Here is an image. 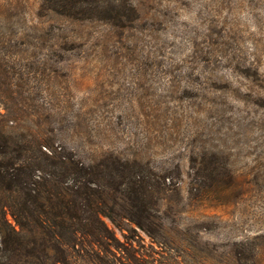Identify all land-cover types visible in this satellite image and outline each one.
I'll return each instance as SVG.
<instances>
[{
	"label": "rangeland",
	"instance_id": "rangeland-1",
	"mask_svg": "<svg viewBox=\"0 0 264 264\" xmlns=\"http://www.w3.org/2000/svg\"><path fill=\"white\" fill-rule=\"evenodd\" d=\"M41 1L0 0V65L27 77L25 91L54 96L78 123L114 125L117 136L94 141L121 153L187 174L207 149L233 171L224 203L184 205L180 221L201 241L192 253L184 238L165 252L138 228L126 232L133 249L157 264H214L228 244L264 236V0H133L134 28L40 16Z\"/></svg>",
	"mask_w": 264,
	"mask_h": 264
},
{
	"label": "trees",
	"instance_id": "trees-1",
	"mask_svg": "<svg viewBox=\"0 0 264 264\" xmlns=\"http://www.w3.org/2000/svg\"><path fill=\"white\" fill-rule=\"evenodd\" d=\"M39 15L123 28L141 18L133 0H42ZM65 44L73 50L78 39ZM10 66L0 65V264H157L133 249L127 233L134 228L163 248L168 243L165 252L180 238L189 253L199 247L180 218L189 202L218 205L231 194L234 174L217 151L191 156L187 174L169 161L121 153L94 141L117 136L114 125L78 123L54 96L25 91L27 77H11ZM215 257L214 264H264V236L228 244Z\"/></svg>",
	"mask_w": 264,
	"mask_h": 264
}]
</instances>
